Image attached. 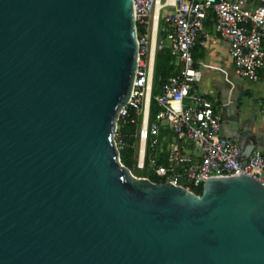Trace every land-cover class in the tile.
I'll use <instances>...</instances> for the list:
<instances>
[{"label": "water", "instance_id": "water-1", "mask_svg": "<svg viewBox=\"0 0 264 264\" xmlns=\"http://www.w3.org/2000/svg\"><path fill=\"white\" fill-rule=\"evenodd\" d=\"M136 59L132 0H0V264H264L261 181L121 163Z\"/></svg>", "mask_w": 264, "mask_h": 264}, {"label": "built area", "instance_id": "built-area-1", "mask_svg": "<svg viewBox=\"0 0 264 264\" xmlns=\"http://www.w3.org/2000/svg\"><path fill=\"white\" fill-rule=\"evenodd\" d=\"M132 3L137 59L132 92L119 110L113 134L119 153L126 145L118 129L124 123H132L136 126V167L142 169L146 157L155 175L165 182L189 189L211 177L247 174L264 184V152L251 149L243 164L234 139L220 133L222 120L216 110L217 98L191 93L200 77L194 66L193 49L202 44L200 34L210 12L214 15L213 30L228 43L237 73L250 81L258 79V71L264 66V0ZM164 49L176 59V67L160 92L151 95L155 54ZM151 98L159 107L153 118ZM161 127L167 131L162 136ZM163 143L166 162L158 163Z\"/></svg>", "mask_w": 264, "mask_h": 264}, {"label": "crops", "instance_id": "crops-1", "mask_svg": "<svg viewBox=\"0 0 264 264\" xmlns=\"http://www.w3.org/2000/svg\"><path fill=\"white\" fill-rule=\"evenodd\" d=\"M200 39L202 44L193 49L194 66L200 77L191 93L217 98L216 110L222 120L220 133L230 135L240 152L249 154L253 148L264 152V66L255 81L238 74L228 43L215 34L213 22L204 24ZM219 40L227 44L223 53L215 46Z\"/></svg>", "mask_w": 264, "mask_h": 264}, {"label": "trees", "instance_id": "trees-1", "mask_svg": "<svg viewBox=\"0 0 264 264\" xmlns=\"http://www.w3.org/2000/svg\"><path fill=\"white\" fill-rule=\"evenodd\" d=\"M212 22H214V15L212 12H210L209 16L205 19L204 24H211ZM138 31L139 28L137 26V32ZM159 35L160 37H163V33H160ZM262 45L264 47V39L262 41ZM175 67H176V59L170 54L168 49L158 50L156 52L151 95H155L160 92L162 84L166 81L168 76L174 72ZM158 109L159 107L157 106L156 102L151 98L150 118L154 117ZM118 130L121 133V136L126 145L123 149L120 150L119 153L121 163L124 166H126L136 176L146 177L154 182L164 183L165 181L163 179H159L155 175L154 171L147 164L146 157H145L144 167L142 169H138L136 167L137 153L135 146H133L136 143V138L133 136V134L136 131V126L132 123H124L119 127ZM165 132H167L166 129L161 127L160 135L162 136L163 134H165ZM161 149L162 150L159 153L158 163H165L166 162L165 143L161 145ZM182 185H184L183 182ZM189 189L196 194H201L202 184L196 186H190Z\"/></svg>", "mask_w": 264, "mask_h": 264}, {"label": "rangeland", "instance_id": "rangeland-1", "mask_svg": "<svg viewBox=\"0 0 264 264\" xmlns=\"http://www.w3.org/2000/svg\"><path fill=\"white\" fill-rule=\"evenodd\" d=\"M207 41H209V40H207ZM165 44H168V41H165ZM215 46H216V48H219V51H221L223 53V50L226 48L227 44H226L225 41L219 40V41H217V43L215 44ZM200 68L203 70V66H201ZM202 79H203V76H202Z\"/></svg>", "mask_w": 264, "mask_h": 264}]
</instances>
